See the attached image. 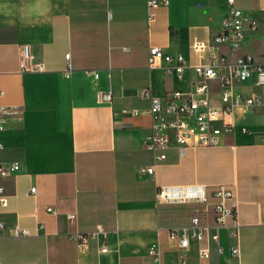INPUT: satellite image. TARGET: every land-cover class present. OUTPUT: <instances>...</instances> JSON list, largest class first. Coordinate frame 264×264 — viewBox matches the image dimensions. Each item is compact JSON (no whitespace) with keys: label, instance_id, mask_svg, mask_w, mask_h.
Returning <instances> with one entry per match:
<instances>
[{"label":"crops","instance_id":"1","mask_svg":"<svg viewBox=\"0 0 264 264\" xmlns=\"http://www.w3.org/2000/svg\"><path fill=\"white\" fill-rule=\"evenodd\" d=\"M250 1L242 48L218 44L200 54L193 45L213 44L227 0H168L151 21L147 0H0V105L17 108L0 128V162L21 164L0 177L8 197L0 207V264H264V109L237 107L217 146L188 147L184 156L173 146L164 161L145 147L153 124L146 90L164 102L189 91L201 82L190 67L213 55L251 53L264 62V46L247 41L257 37L252 22L264 28V0ZM22 44L46 71H21ZM153 45L183 56L181 78L166 62L149 66ZM255 80H234L233 92H260ZM211 84L210 101L221 106L222 87ZM194 184L206 186L211 202L227 185L239 207V238L220 228L209 257L198 240L182 250L170 228L199 214L214 232L213 204L157 197L161 186ZM16 227L30 234L16 235ZM100 227L85 243L72 236ZM235 243L239 255L231 253Z\"/></svg>","mask_w":264,"mask_h":264},{"label":"built area","instance_id":"2","mask_svg":"<svg viewBox=\"0 0 264 264\" xmlns=\"http://www.w3.org/2000/svg\"><path fill=\"white\" fill-rule=\"evenodd\" d=\"M167 3L168 0H147L149 20L155 18L154 9L157 6ZM236 3L237 0H227V12L221 32L214 37L212 45L202 41L196 42L193 46L198 53L203 54L206 50H212L218 44L228 45L233 51L242 48L245 17L243 9L238 8ZM250 26L256 27L255 22H252ZM262 56H264V50ZM66 58L70 68V53L66 54ZM148 62L150 67L160 66L162 62H166L167 70L178 78H181L188 68L183 56L175 58L156 45L149 49ZM190 68L201 78V82L189 91L177 90L167 102L153 95L149 90L144 92L150 98V110L153 117L152 131L145 141V147L153 152L155 161L166 160L167 152L173 146H176L180 155L184 156L188 147L220 145L224 134L231 130L233 125L231 117L237 107L241 106L247 111L254 110L256 107L264 109V62L258 61L251 53L240 54L235 60L227 55H213L210 62L200 63ZM20 69L25 72L46 71L45 64L35 60L30 44L21 46ZM96 75L98 76V73ZM253 75H256L254 84L260 88V92L253 95L233 92L234 80L246 81ZM214 80H217L222 87L221 106L213 105L210 101L209 93ZM2 94L3 92H0V95ZM100 96L103 100L111 99L110 93H102ZM15 112H17L16 107L0 105V128L5 126L6 115ZM20 167L21 164L17 161L9 164L0 162V177L7 176ZM146 171L156 176L155 165L146 167ZM31 191L35 193L36 188L33 187ZM157 197L159 201L167 203L213 204L214 232H210L212 226L204 222L199 214L192 215L186 224L170 228L171 239L176 241L182 250H185L193 239L198 240L203 242L200 249L201 256L209 257V241L219 240L220 228H229L234 238L240 236L241 221L238 203L234 200L233 190L227 185L216 187L214 202H211L206 186L200 184L161 186ZM7 204L5 187L0 184V207ZM48 211L57 213V210L52 207H49ZM70 218H75V213H71ZM101 231L103 229L100 227L97 231L85 234L75 233L72 236L81 243H85ZM14 233L28 235L30 231L27 228L16 227ZM101 250L106 251L107 245H103ZM223 250V247L219 246V251L223 252ZM230 250L235 255L241 253L239 243L233 244ZM151 253L157 255L158 250L153 247ZM183 264L187 262L184 261Z\"/></svg>","mask_w":264,"mask_h":264},{"label":"rangeland","instance_id":"3","mask_svg":"<svg viewBox=\"0 0 264 264\" xmlns=\"http://www.w3.org/2000/svg\"><path fill=\"white\" fill-rule=\"evenodd\" d=\"M252 5L253 4L251 3L250 0H237V3H236V6L238 8H242V9L250 8ZM250 29H252L253 31L254 30L258 31L257 32V37L255 39L249 37L247 41L250 44L252 42V44L255 45L258 49L263 48V46H264V28L262 29V28L258 27V29H257L256 27H254V28L250 27ZM245 32L246 33L248 32L247 29H246Z\"/></svg>","mask_w":264,"mask_h":264}]
</instances>
